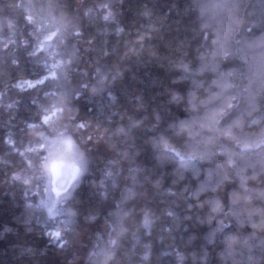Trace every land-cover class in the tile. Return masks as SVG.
I'll list each match as a JSON object with an SVG mask.
<instances>
[{"label": "clouds", "instance_id": "clouds-1", "mask_svg": "<svg viewBox=\"0 0 264 264\" xmlns=\"http://www.w3.org/2000/svg\"><path fill=\"white\" fill-rule=\"evenodd\" d=\"M0 264H264V0H0Z\"/></svg>", "mask_w": 264, "mask_h": 264}]
</instances>
